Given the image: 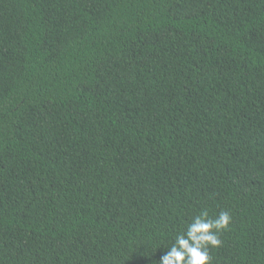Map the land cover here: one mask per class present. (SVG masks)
Wrapping results in <instances>:
<instances>
[{
	"label": "trees",
	"instance_id": "1",
	"mask_svg": "<svg viewBox=\"0 0 264 264\" xmlns=\"http://www.w3.org/2000/svg\"><path fill=\"white\" fill-rule=\"evenodd\" d=\"M264 264V0H0V264Z\"/></svg>",
	"mask_w": 264,
	"mask_h": 264
},
{
	"label": "clouds",
	"instance_id": "2",
	"mask_svg": "<svg viewBox=\"0 0 264 264\" xmlns=\"http://www.w3.org/2000/svg\"><path fill=\"white\" fill-rule=\"evenodd\" d=\"M231 216L221 211L215 218L206 210L192 217L185 230L177 233L159 264H209V247L221 244L218 233L228 228Z\"/></svg>",
	"mask_w": 264,
	"mask_h": 264
}]
</instances>
